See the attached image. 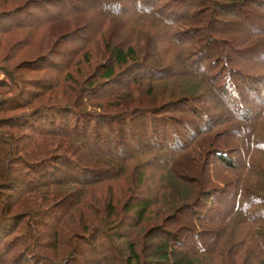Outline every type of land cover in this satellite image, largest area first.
<instances>
[{
	"label": "trees",
	"instance_id": "trees-1",
	"mask_svg": "<svg viewBox=\"0 0 264 264\" xmlns=\"http://www.w3.org/2000/svg\"><path fill=\"white\" fill-rule=\"evenodd\" d=\"M253 7L264 0H0V264H264ZM256 46L243 70L230 62ZM164 77L196 84L178 95L153 85Z\"/></svg>",
	"mask_w": 264,
	"mask_h": 264
},
{
	"label": "rangeland",
	"instance_id": "rangeland-1",
	"mask_svg": "<svg viewBox=\"0 0 264 264\" xmlns=\"http://www.w3.org/2000/svg\"><path fill=\"white\" fill-rule=\"evenodd\" d=\"M129 5V4H128ZM124 6L126 7L127 5L126 4H124ZM253 9H254V11H253ZM247 10L249 11V13H251L249 16H247L246 18H245V23H249L250 21H251V23H252V25L254 26V27H256V29L257 28H261V27H263L264 26V11L261 13V11L260 10H258V9H255L254 7L253 8H247ZM255 14L257 15V16H259V18H256L255 17ZM37 16H40L41 18H43L44 17V13L43 12H41L40 11V13L38 14L37 13ZM7 23V22H6ZM5 24V23H4ZM247 29H249L250 28V26H249V24L247 25V27H246ZM246 28H244V27H242V32H249V31H247V29ZM264 28V27H263ZM153 33H154V31H153ZM35 37V36H34ZM28 39V38H27ZM34 39V38H33ZM41 41V39L40 40H36V41H33V42H35L36 44H38L39 42ZM32 42V41H31ZM30 43H27L26 45H29ZM156 45H157V43H156ZM181 47H184V45H181L180 46V49L179 50H176V51H182L183 49L181 48ZM234 48L237 50V46H234ZM255 48V52H254V50H252L253 52H254V54H252V52H250V53H248V54H242L240 51H238V53L237 54H235V53H231V54H229V56H228V58L230 59V62L232 63V64H235V65H239V70L241 71V70H243L242 69V65H243V63H245L244 61H253V59H254V61H256V57H259V51H258V48H257V46L256 47H253V49ZM234 49V50H235ZM252 58V59H251ZM251 59V60H250ZM258 60V59H257ZM148 69V68H147ZM147 69H141V70H139V73L138 74H142V75H144V76H146V75H152V73L150 72V71H147ZM257 70H259V68L257 67ZM127 71V70H126ZM148 72V73H147ZM241 74V73H240ZM160 75H161V73H160V71H155V76H159L160 77ZM163 81L161 82V80L160 81H158V82H154L153 83V85L154 86H157V87H159V90L162 88V89H164V88H166L167 90H173V91H175V94H178L179 95V92L180 93H182V94H184V93H186V91L185 90H187V89H184L183 87H184V85H187V84H191L192 86H194L195 84H196V82L195 81H191V80H185V79H183V78H173V77H169V78H163L162 79ZM257 80H259V79H257ZM175 82H177V85L175 84ZM244 82V81H243ZM256 86H258V85H256ZM236 87H237V90L239 91V98H238V102L241 104V106L243 107L244 105L246 106L245 107V109H248L249 111H251V113H255V115H257L258 113H259V111H258V103L260 102V101H258L261 97H260V95L258 96L256 93L258 92V89L257 88H253L248 82H244V85H243V83H240V82H238V84L236 85ZM178 92V93H177ZM170 93V92H169ZM168 93V94H169ZM261 93H262V91H261ZM206 96V95H205ZM257 99V101L255 102V100ZM219 102V101H218ZM199 105H198V107H199V110H200V119L198 120V121H200L201 123H203L206 119H204L203 120V118H204V115H206V114H209L208 112H210L211 110H209L208 112H206L207 111V109H214V106L216 105V103L215 102H212V100H211V97H209V96H206L204 99H202V100H200L199 101V103H198ZM255 105V106H254ZM215 111V110H214ZM206 112V113H205ZM211 114H213V113H211ZM215 114V113H214ZM215 115H218V113L217 114H215ZM209 116V115H208ZM215 116H213L212 118H214ZM209 118V117H208ZM263 119H262V121H264V117H262ZM195 120H196V117H195ZM195 120L193 121L192 120V118H191V123H194L195 122ZM199 123V122H198ZM184 130V129H183ZM181 131L180 133H179V135L181 136V137H183V138H186V131ZM218 133H221V131H219ZM217 134V133H216ZM218 137V136H217ZM196 142V141H195ZM200 149H197V148H194V149H192L191 150V152L190 153H192V154H195V156L194 157H196V154H199V152H197V151H199ZM257 156H259L258 154H257ZM256 157V156H255ZM200 159H201V157H200ZM145 159L143 158L142 159V161H144ZM152 160H155V159H152ZM152 162H156V161H152ZM150 172H151V170H150ZM156 173H157V171H156ZM159 174H160V176H163V177H165V171L164 170H159V172H158ZM151 175H153V173H151ZM154 176V175H153ZM155 178V180H158V177L156 176V177H154ZM224 209V207L221 209V210H223Z\"/></svg>",
	"mask_w": 264,
	"mask_h": 264
}]
</instances>
